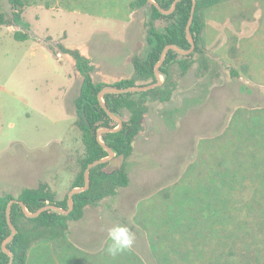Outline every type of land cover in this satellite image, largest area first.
<instances>
[{
    "label": "rangeland",
    "instance_id": "obj_1",
    "mask_svg": "<svg viewBox=\"0 0 264 264\" xmlns=\"http://www.w3.org/2000/svg\"><path fill=\"white\" fill-rule=\"evenodd\" d=\"M30 1L26 40L0 26V194L47 180L62 200L84 147L71 105L81 77L59 45L90 59L94 81L131 77L133 56L147 50L148 8ZM202 16L208 68L201 75L195 62L180 75L172 67L177 88L169 101L149 103L128 186L69 222L70 247L55 254L36 242L26 264H264V0H220ZM115 224L128 225L135 242L113 256L107 229Z\"/></svg>",
    "mask_w": 264,
    "mask_h": 264
},
{
    "label": "trees",
    "instance_id": "obj_2",
    "mask_svg": "<svg viewBox=\"0 0 264 264\" xmlns=\"http://www.w3.org/2000/svg\"><path fill=\"white\" fill-rule=\"evenodd\" d=\"M163 9H169L173 0H154ZM220 0H196L190 33L195 47L189 54L182 55L169 49L159 67V74L163 82L154 88L145 91H131L125 93H105L103 101L107 108L122 119V127L116 131L103 132L100 139L111 149L115 155L100 162L89 170V188L73 194V209L66 215L55 210L47 209L35 217L25 214L18 202L11 205L10 218L16 228L13 238L6 244V248L13 255L11 264H26L28 251L36 242H46L53 253L58 254L64 247H70L66 234L69 222L78 221L83 217L87 206L95 207L105 198L117 194L118 189L129 184L128 159L133 153V142L136 135L144 129L143 121L152 101H169L177 88L173 78L172 67L179 69V74L184 75L189 68L198 63V70L203 74L208 68L207 57L203 47L204 20L202 10L211 7ZM10 11L4 12L0 3V26H16L18 29L12 37L18 41L26 40L29 30L28 22L23 19L24 10L35 3L30 0H6ZM47 5V4H46ZM129 6L141 8L147 6V20L145 21L146 53L133 56L134 73L131 77L116 80L106 84L94 81L90 75L92 64L88 57L78 49L67 48L59 45V52L68 54L73 59V66L80 75L81 81L74 107L77 115L76 125L80 129V139L84 153L79 161L78 171L72 182L71 188L84 185V170L88 163L108 156V152L96 137V132L101 128L112 129L117 126L107 112L102 108L98 99L99 91L105 86L125 88L136 85H145L156 82L154 66L167 44L188 49L185 27L190 16L192 0H179L175 9L169 14H162L148 0H132ZM49 49L57 55L59 52ZM197 54L198 59L195 58ZM236 71L233 70L235 75ZM11 199L22 201L30 213L37 211L47 204H55L60 208H67V196L62 200L55 198L54 192L46 181H40L35 187H23L17 194L6 192L0 195V264H8L10 257L3 252L2 242L10 235L11 230L6 218V206Z\"/></svg>",
    "mask_w": 264,
    "mask_h": 264
},
{
    "label": "water",
    "instance_id": "obj_3",
    "mask_svg": "<svg viewBox=\"0 0 264 264\" xmlns=\"http://www.w3.org/2000/svg\"><path fill=\"white\" fill-rule=\"evenodd\" d=\"M151 4H153L162 14H169L171 13L174 9H175V6H176V3L179 1V0H173L172 4H171V7L169 9H163L159 4L158 2L154 1V0H148ZM195 4H196V0H192V6H191V11H190V16L188 18V21H187V24H186V27H185V32H186V37H187V40L189 41L190 43V47L188 49H182L176 45H173V44H167L162 52H161V56H160V59L158 60V62L155 64L154 66V74L156 76V82L154 83H150V84H145V85H136V86H131V87H125V88H117V87H114V86H105L103 87L99 93H98V99L100 101V104L102 106V108L107 112V114L117 122V126L112 128V129H108V128H101L99 129L97 132H96V137L97 139L99 140V142L101 143V145L104 147V149L107 150L108 152V156L104 157V158H101V159H98V160H95L93 162H90L87 164L85 170H84V185L81 186V187H73L69 190L68 192V197H67V208H60L58 206H56L55 204H47L41 208H39L37 211L33 212V213H30L25 204L22 202V201H18L16 199H11L7 206H6V218H7V222H8V225L10 227V230H11V233L10 235L2 242L1 244V248L3 250V252H5L6 254L9 255L10 257V261L8 264H11L12 260H13V255L10 251H8V249L6 248V244L13 238L14 234L16 233V228L15 226L13 225V223L11 222V218H10V210H11V205L15 202H18L21 206V208L23 209V211L25 212V214L29 217H35L37 216L40 212L44 211V210H47V209H51V210H55L57 211L58 213L60 214H68L72 209H73V194L75 193H78V192H81V191H84L86 189L89 188V185H90V179H89V170L91 167H93L94 165L100 163V162H104L110 158H112L114 155H115V152L113 149H111L110 147H108L101 139H100V136L103 132H108V131H116L118 129H120L122 127V119L120 117H118L117 115H115L114 113H112L106 106L105 102L103 101V95L105 93H125V92H131V91H145V90H148V89H151V88H154L156 86H159L163 80H161L160 78V74H159V67L161 66L164 58H165V55H166V52L167 50L169 49H172L174 51H176L177 53L179 54H182V55H186V54H189L190 52H192V50L194 49L195 47V43H194V40H193V37L190 33V25H191V22H192V19H193V14H194V10H195Z\"/></svg>",
    "mask_w": 264,
    "mask_h": 264
},
{
    "label": "clouds",
    "instance_id": "obj_4",
    "mask_svg": "<svg viewBox=\"0 0 264 264\" xmlns=\"http://www.w3.org/2000/svg\"><path fill=\"white\" fill-rule=\"evenodd\" d=\"M107 233L111 241L107 251L113 256L131 249L135 242V233L126 224H115L107 229Z\"/></svg>",
    "mask_w": 264,
    "mask_h": 264
},
{
    "label": "crops",
    "instance_id": "obj_5",
    "mask_svg": "<svg viewBox=\"0 0 264 264\" xmlns=\"http://www.w3.org/2000/svg\"><path fill=\"white\" fill-rule=\"evenodd\" d=\"M47 49H49V48H47ZM68 80L70 81V83H71V79L69 78V74H68ZM62 87H64V86H62ZM70 89H71V86H70ZM71 91V90H70ZM71 105H72V107L74 106V100H73V102L71 103ZM71 107V106H70ZM75 108V107H74ZM76 112V111H75ZM77 116V115H76ZM75 124H76V122H75ZM70 129H71V127L69 126V128H68V131H70ZM61 151V155H62V159H63V161H64V163H63V165L64 164H66L65 163V155L66 156H68V148H67V146H65V148L64 149H61L60 150ZM40 181H47V180H39L38 182H37V184L40 182ZM36 186V185H35ZM35 186H24V187H35ZM23 188V187H22ZM21 189V188H20ZM71 189V188H70ZM2 194H4L3 192L0 194V195H2Z\"/></svg>",
    "mask_w": 264,
    "mask_h": 264
}]
</instances>
